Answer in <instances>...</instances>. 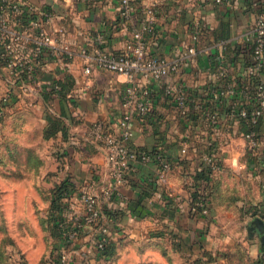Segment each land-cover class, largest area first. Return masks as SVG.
Returning <instances> with one entry per match:
<instances>
[{
    "label": "crops",
    "instance_id": "1",
    "mask_svg": "<svg viewBox=\"0 0 264 264\" xmlns=\"http://www.w3.org/2000/svg\"><path fill=\"white\" fill-rule=\"evenodd\" d=\"M28 1L53 10L56 21L66 26L67 41L76 55L67 59L64 69L53 59L45 63V80L28 91L15 88L16 95L8 101L4 100L10 89L7 70L0 64V109H4L0 149L14 151L15 167L34 168L40 182L48 183L49 194L67 178L98 196L100 238L105 225L112 254L97 255L98 227L90 226L78 239L80 252H88L83 253L85 261L79 254L76 262L195 264L201 258L208 260L209 251L217 259L208 264H227L218 254L239 239L251 253V264H258L264 255L263 236L257 237L262 231L257 226L255 236H244L240 207H259L264 213V190L255 184L264 182V116L257 130L258 145L252 147L245 136L247 125L232 109L242 100L240 89L249 84L246 69L253 55L247 38L264 13V0H233L231 5L215 0H133V16L125 21L118 15L119 0H100L97 6L82 0ZM152 4L157 11L150 49L170 61L183 57L185 64L150 82L152 111L133 118L129 126L133 135L126 142L132 149H162L171 168L161 177L158 162L135 161L128 179L118 183L106 150L93 142L90 130L101 121L111 132H120L127 78L99 67L94 59L99 53L122 52ZM196 22H201L202 33L196 52L187 54ZM80 47L87 48V56L79 54ZM58 73L64 83L60 92L46 83ZM257 77L264 79V69ZM169 84L182 85L192 99L188 114L166 93ZM230 84L236 92L227 91ZM220 91H225L221 100L215 98ZM52 120H59L60 126L46 135ZM210 155L219 160L220 168L212 170L206 181L197 174L209 167ZM205 182L212 188L210 211L194 215L190 205L196 184ZM248 183H254L253 193ZM223 200L226 209L220 207ZM162 252H174L175 258L167 259Z\"/></svg>",
    "mask_w": 264,
    "mask_h": 264
},
{
    "label": "built area",
    "instance_id": "2",
    "mask_svg": "<svg viewBox=\"0 0 264 264\" xmlns=\"http://www.w3.org/2000/svg\"><path fill=\"white\" fill-rule=\"evenodd\" d=\"M90 6H97L100 0H82ZM219 3L231 5L233 0H215ZM118 15L122 20H130L133 16V0H119ZM147 16L142 20L139 27L132 29L131 38L126 48L115 55L108 52L99 53L94 64L103 69L124 74L127 78V85L122 99L125 110L119 120V133L111 132L103 122L96 121L91 127L90 135L98 145L106 150L107 163L112 176L118 183L127 180L129 172L135 161L150 162L156 161L160 164V176L164 177L170 169V161L161 153L152 155L146 149H132L128 146L127 140L132 137L130 123L134 117L146 116L152 105L150 82L161 80L170 73H176L185 64L182 57L173 61L156 54L150 49L149 35L153 31V23L156 16L157 5L152 4L145 8ZM202 33L201 22L194 24L191 32L193 44L188 47L187 54L196 52V43ZM100 39V37H99ZM102 41L103 38H101ZM253 42L252 55L253 63L246 69V76L249 78V85L242 87L241 94L245 96L248 104L235 106L232 112L240 120L254 123L264 114V79L256 77L264 69V13L260 14L254 25L252 35L247 38ZM79 54L87 56V48L80 47ZM78 53V52H77ZM76 55L71 44L67 41V28L64 24L56 21L53 10L46 5L32 3L28 0H0V64L7 70V81L10 89L5 99L10 100L16 95L15 88L25 91L38 86L45 80L42 76V69L45 63L55 60L61 69L67 65V59ZM91 66L86 67L89 72ZM51 89L57 91L62 89V80L58 74L52 75L46 80ZM168 95L174 98L177 106L183 114H188L189 106L193 103L180 84H169L165 86ZM229 92H236L232 84L227 88ZM225 91L215 93V98L221 100ZM4 109H0V117ZM215 117V116H213ZM250 146L258 145V137L255 131L245 133ZM211 170L220 168L219 160L215 156L206 157ZM92 186L93 184H89ZM209 189L203 188L200 191L199 200L195 208H200L201 214H208L210 208ZM73 201V200H72ZM82 205V212H78L75 203ZM72 217L75 220L84 219L83 222L75 223L76 229L69 232V239L74 240L78 234V228H85L92 224L98 227L97 239L94 244L95 250L103 249L107 242L108 227H101L100 220L102 210L100 209L98 196L88 187L81 189L77 200L72 202ZM82 254L84 252H81ZM61 264H72L70 255L61 253Z\"/></svg>",
    "mask_w": 264,
    "mask_h": 264
},
{
    "label": "rangeland",
    "instance_id": "3",
    "mask_svg": "<svg viewBox=\"0 0 264 264\" xmlns=\"http://www.w3.org/2000/svg\"><path fill=\"white\" fill-rule=\"evenodd\" d=\"M1 141V140H0ZM14 151L0 149V264H59V256L63 252L70 255L72 264L77 256L83 258L86 255L80 252V244L69 238H62L57 232L55 218L50 214L51 198L48 193V183L40 182L36 170L32 167H15L18 160L15 159ZM39 182V183H38ZM260 185L264 190V182ZM250 190L254 183H248ZM253 193V191H250ZM74 201V200H73ZM224 200L221 202L222 209H226ZM78 212H82V205L75 203ZM246 205L240 207L241 229L244 236H255L256 231H249L250 225L257 226L256 218L264 222V216H255ZM252 233V235L250 234ZM264 231L257 237L261 238ZM81 238V237H80ZM76 244V245H74ZM78 244V245H77ZM88 253V252H84ZM167 259L175 258V253L162 252ZM226 261H252L248 247L239 239L228 243L220 252ZM216 261V256H213ZM195 264H208L201 258ZM264 260V255L258 258V264ZM84 262H82L83 264ZM168 264H176L175 261Z\"/></svg>",
    "mask_w": 264,
    "mask_h": 264
},
{
    "label": "trees",
    "instance_id": "4",
    "mask_svg": "<svg viewBox=\"0 0 264 264\" xmlns=\"http://www.w3.org/2000/svg\"><path fill=\"white\" fill-rule=\"evenodd\" d=\"M252 48H253V42H252ZM251 48V49H252ZM258 78V77H256ZM62 89L57 91L55 89H52L56 92H60L64 89V83L62 82ZM249 85V84H248ZM190 98V97H189ZM190 100H192L190 98ZM249 100L247 101V99L245 98L244 95H242V100L240 102L239 105H244V104H248ZM194 104L191 103L190 106ZM152 111V105H151V109L149 111V113L147 115H150ZM146 115V116H147ZM264 114H262L258 120L254 123H250L247 121L242 120L248 127L247 131H255L257 134V130H258V126L260 125L262 119H263ZM145 117V116H144ZM59 120H52L51 121V125L48 128V132L46 133V135H53L55 133L56 130H58L59 128ZM258 137V134H257ZM139 149V148H138ZM140 149H146L149 153H151L152 155H157L159 153H161L162 155H165L164 151L162 149L159 148H140ZM167 158V157H166ZM168 159V158H167ZM169 160V159H168ZM170 161V160H169ZM171 163V162H170ZM171 168V167H170ZM212 170L211 167H207V169H203L201 170L197 176L202 178L203 180L208 181V179H210V174H211ZM128 179V176H127ZM203 188H208L209 189V202H208V206L210 208L211 202H212V188L211 185H209V182H205L204 184L202 183H198L196 184V191L193 194V199L191 201V205H190V209L192 214L196 215V214H201V211L199 210L200 208H195L196 207V203L198 202V200L200 199V191ZM81 189L78 188V186L76 184H74V182H72L69 179H64L63 181H61L60 183L56 184L52 189H51V193H50V198H51V208H50V214L52 215L53 218H55V222H56V228H57V232L60 235L61 239L64 238H69V232L76 229V224H78L80 221L83 222L84 219H82V217H80V220H75L72 217V212L75 211V209H72V200L74 197H77L79 195ZM253 215L255 216H264L263 210L259 207H253ZM92 227H95L94 224L90 225ZM87 226L85 228H78V234L76 236V240L74 242H77V239H79V237L81 236V233L86 230L88 227ZM73 241V240H72ZM76 245V244H74ZM78 245V244H77ZM97 255L98 256H109L112 254V246L111 243L106 242V245L103 249L100 250H96ZM205 255L209 256L207 262L213 261L215 258L213 257V254L209 251L205 252ZM61 254L59 256V264H61ZM85 261V257L83 258ZM84 264V263H83ZM227 264H249V262H241V261H231V257H229V259L227 260ZM251 264V263H250ZM261 264H264V262H262Z\"/></svg>",
    "mask_w": 264,
    "mask_h": 264
},
{
    "label": "water",
    "instance_id": "5",
    "mask_svg": "<svg viewBox=\"0 0 264 264\" xmlns=\"http://www.w3.org/2000/svg\"><path fill=\"white\" fill-rule=\"evenodd\" d=\"M256 220H257V226H258L259 229L263 232V231H264V222H263V220L260 219V218H256ZM257 226H255V225H250V226L248 227V230H249V231H254V230L256 229ZM250 234L252 235V233H250ZM262 238L264 239V235H263Z\"/></svg>",
    "mask_w": 264,
    "mask_h": 264
}]
</instances>
